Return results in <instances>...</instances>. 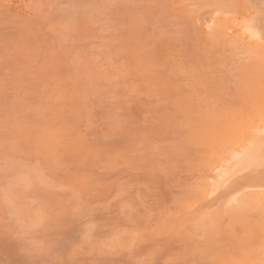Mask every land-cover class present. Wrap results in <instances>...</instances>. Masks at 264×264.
<instances>
[{
  "label": "rangeland",
  "instance_id": "obj_1",
  "mask_svg": "<svg viewBox=\"0 0 264 264\" xmlns=\"http://www.w3.org/2000/svg\"><path fill=\"white\" fill-rule=\"evenodd\" d=\"M261 195L264 0H0V264H264Z\"/></svg>",
  "mask_w": 264,
  "mask_h": 264
},
{
  "label": "snow or ice",
  "instance_id": "obj_2",
  "mask_svg": "<svg viewBox=\"0 0 264 264\" xmlns=\"http://www.w3.org/2000/svg\"><path fill=\"white\" fill-rule=\"evenodd\" d=\"M146 122H147V118H145V123ZM134 129H138L139 131H143V127L137 126L133 121H124L120 124L117 135L127 138L128 134L130 132H132ZM80 131H81L82 135H86V133H84V131H83L82 125L80 127ZM101 147H103V145H101ZM125 155L127 156L128 160L131 161L130 166L135 167V159H136L135 154L130 153V152H126ZM61 162H63V161H61ZM100 182H102V181H100ZM87 212H88V208H87L86 204L81 200L80 203L72 209L71 215L72 216H83V215H86ZM59 243H60L59 235H58V233L54 232L49 236V238L45 242L44 246L47 247L50 251H53V250H55V247ZM29 254H33V253L30 252ZM26 264H68V262L63 261V260H45L43 262L40 260H31V261H27ZM176 264H191V262L187 261V260H184V261L177 260Z\"/></svg>",
  "mask_w": 264,
  "mask_h": 264
},
{
  "label": "bare ground",
  "instance_id": "obj_3",
  "mask_svg": "<svg viewBox=\"0 0 264 264\" xmlns=\"http://www.w3.org/2000/svg\"><path fill=\"white\" fill-rule=\"evenodd\" d=\"M258 125V124H257ZM259 127H261V126H259ZM262 128V127H261ZM255 135V134H254ZM252 143H254V142H252ZM255 144V143H254ZM253 144V145H254ZM261 200L264 202V195H261Z\"/></svg>",
  "mask_w": 264,
  "mask_h": 264
}]
</instances>
